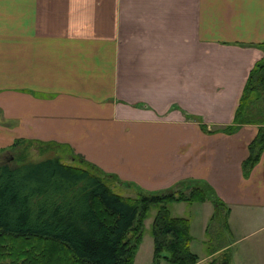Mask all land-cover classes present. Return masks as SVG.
<instances>
[{
  "label": "crops",
  "instance_id": "1",
  "mask_svg": "<svg viewBox=\"0 0 264 264\" xmlns=\"http://www.w3.org/2000/svg\"><path fill=\"white\" fill-rule=\"evenodd\" d=\"M263 42L264 0H0V151L50 145L136 194L207 185L168 206L195 264H264V149L245 171L258 124L234 122ZM153 252L143 233L133 264Z\"/></svg>",
  "mask_w": 264,
  "mask_h": 264
},
{
  "label": "trees",
  "instance_id": "2",
  "mask_svg": "<svg viewBox=\"0 0 264 264\" xmlns=\"http://www.w3.org/2000/svg\"><path fill=\"white\" fill-rule=\"evenodd\" d=\"M263 55L251 69L234 122L258 124L244 162L247 171L264 149ZM232 129V128H231ZM50 147V145L46 146ZM75 164L49 157L16 167L0 164V264H133L142 240L144 219L157 207L150 227L153 264H195L190 222L170 214L169 204L203 202L209 186L182 192H115L109 179L81 156ZM215 215L224 204L214 198ZM209 264H232L225 250Z\"/></svg>",
  "mask_w": 264,
  "mask_h": 264
},
{
  "label": "rangeland",
  "instance_id": "3",
  "mask_svg": "<svg viewBox=\"0 0 264 264\" xmlns=\"http://www.w3.org/2000/svg\"><path fill=\"white\" fill-rule=\"evenodd\" d=\"M43 149L45 150L46 148L44 146H40L38 145V149L37 148H33L30 146H20L19 148H17L16 150H10V151H4L1 152L0 151V164L2 163H7L9 164L11 167H16L18 165H20L21 163L24 162H37L40 160H43L45 158H49V157H54L57 156L59 157V159L65 163H69V164H75V160L72 158H69L67 153H65V151H59L56 149V147H48V149H46L45 151H43ZM51 149V150H50ZM75 156V155H74ZM110 182V181H109ZM111 183V182H110ZM111 188L119 193V194H130V195H136L135 193V189H131V188H127V187H123L121 184H116L115 182H112L110 184ZM157 207H153L149 210V215L148 217H152V213L154 214L156 211ZM176 210V208H172L171 207V212L174 213ZM220 218V217H218ZM146 219V218H145ZM144 219V220H145ZM217 221H219L218 219H215ZM212 224V223H211ZM214 228L211 229L212 233L211 236L212 237V241L216 244V245H222L225 242L229 243L232 242L233 239L232 237L226 232V230L223 227H218L217 224L213 225ZM150 234V229H145L144 230V234L145 233ZM203 248L205 249L204 245ZM200 249V248H199Z\"/></svg>",
  "mask_w": 264,
  "mask_h": 264
}]
</instances>
